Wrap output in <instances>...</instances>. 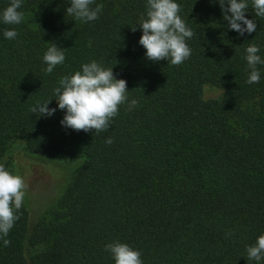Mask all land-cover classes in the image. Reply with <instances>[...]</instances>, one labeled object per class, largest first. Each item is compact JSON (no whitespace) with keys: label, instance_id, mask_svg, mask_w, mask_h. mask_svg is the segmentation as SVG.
Here are the masks:
<instances>
[{"label":"trees","instance_id":"trees-1","mask_svg":"<svg viewBox=\"0 0 264 264\" xmlns=\"http://www.w3.org/2000/svg\"><path fill=\"white\" fill-rule=\"evenodd\" d=\"M10 2L0 0V14ZM175 2L194 33L179 65L148 60L139 44L147 0H94L103 7L89 22L66 14L71 0H22L19 25L0 21V164L8 169L1 158L14 138L30 154L80 160L49 221L29 228L24 204L14 210L0 264H115L106 245L116 242L139 251L142 264H264L246 252L264 234V64L249 84L246 61L250 44L264 60V17L247 0L257 29L240 36L218 0ZM50 43L65 60L47 73ZM92 61L113 68L128 90L99 133L61 125L66 110L54 94L62 77ZM206 85L222 89L215 106L200 104ZM50 100L51 117L30 111Z\"/></svg>","mask_w":264,"mask_h":264},{"label":"clouds","instance_id":"clouds-1","mask_svg":"<svg viewBox=\"0 0 264 264\" xmlns=\"http://www.w3.org/2000/svg\"><path fill=\"white\" fill-rule=\"evenodd\" d=\"M227 25L231 30L244 36L256 31L257 24L253 19L246 17L248 9L247 0H218ZM94 0H71V6L66 8V14L74 16L85 22L94 21L99 18L102 5L91 7ZM22 0H11L2 14L0 21L5 25H19L23 19L21 8ZM255 14L264 17V0H252ZM180 5L175 0H147V18L141 17L139 27L142 35L139 44L146 49L145 56L152 62L167 60L172 65H179L191 55V49L186 39L193 36V31L188 28L178 15ZM136 31V27L132 28ZM18 33L5 30L7 39H15ZM259 47L250 44L246 48V61L250 74L247 83L254 84L260 81L258 64H264V60L258 55ZM47 64L45 71L52 73L54 68L65 60V51L55 43H50L43 56ZM113 68H104L96 61L85 63L81 70L71 76L62 77L59 87L54 89L57 106L60 110H66L61 125L76 131L103 132L108 130L111 118L117 115L119 106L127 100V82L124 79H116ZM50 101L37 103L30 108L32 113L39 116L51 117L56 108H49ZM138 105V100L132 99L129 110ZM113 141L109 137L106 143ZM26 185L23 178L13 175L5 166L0 164V235L7 236L14 222L18 219L15 211H18L23 202ZM15 210V211H14ZM5 245L9 241H4ZM114 257L115 264H142L141 253L133 250L127 244L119 242L106 245ZM249 260L260 261L264 258V234L260 235L256 243L246 249Z\"/></svg>","mask_w":264,"mask_h":264},{"label":"rangeland","instance_id":"rangeland-1","mask_svg":"<svg viewBox=\"0 0 264 264\" xmlns=\"http://www.w3.org/2000/svg\"><path fill=\"white\" fill-rule=\"evenodd\" d=\"M222 98V89L206 85L203 88L200 104L203 107L217 105ZM8 171L19 175L25 182L23 204L29 212V228L38 220L49 221L52 212L70 184L80 160H68L54 153L30 154L23 143L14 138L8 152L1 158ZM52 238L38 247L47 248Z\"/></svg>","mask_w":264,"mask_h":264}]
</instances>
